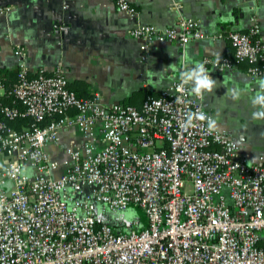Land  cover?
Segmentation results:
<instances>
[{
    "label": "built area",
    "instance_id": "built-area-1",
    "mask_svg": "<svg viewBox=\"0 0 264 264\" xmlns=\"http://www.w3.org/2000/svg\"><path fill=\"white\" fill-rule=\"evenodd\" d=\"M115 4L136 17L130 0ZM197 26L185 17L164 28L135 19L130 34L143 51L157 40L184 53L204 37ZM227 38L233 58L200 64L210 72L244 63L250 78L264 77V44L242 31ZM13 53L21 60L7 94L17 103L0 97V264H264V161L241 156L206 119L194 115L185 127L189 114H212L181 79L184 62L176 80L136 107L79 97L61 65L32 69L21 46ZM22 119L21 129L9 125ZM72 127L80 144L52 157L46 148ZM129 206L142 209L141 228L100 220Z\"/></svg>",
    "mask_w": 264,
    "mask_h": 264
},
{
    "label": "crops",
    "instance_id": "crops-1",
    "mask_svg": "<svg viewBox=\"0 0 264 264\" xmlns=\"http://www.w3.org/2000/svg\"><path fill=\"white\" fill-rule=\"evenodd\" d=\"M130 2L137 10L135 18L120 11L115 0H0V74L13 80L21 60L13 51L19 45L32 69L43 66L52 72L61 65L69 85L80 93L99 95L103 105L130 101L140 107L147 96H156L179 77L183 62L188 70L203 57L233 58L230 31L255 30L264 44V0ZM175 2L179 8L172 6ZM182 17L196 20L204 36L191 40L184 53L174 41L157 40L143 51L141 41L130 34L135 19L164 28L175 26ZM209 75L217 83L212 91L202 92L201 101L215 119V128L239 143L241 156L257 162L254 153L264 154V119H253L259 108L252 105V98L260 92L264 77L250 78L244 63ZM232 89L240 90L238 99L232 98ZM248 117L251 133L246 123L230 120ZM60 135L59 147H47L52 157H63L66 146L81 142L74 127Z\"/></svg>",
    "mask_w": 264,
    "mask_h": 264
},
{
    "label": "clouds",
    "instance_id": "clouds-1",
    "mask_svg": "<svg viewBox=\"0 0 264 264\" xmlns=\"http://www.w3.org/2000/svg\"><path fill=\"white\" fill-rule=\"evenodd\" d=\"M181 79L185 83H191L192 91L199 95L203 91H212L216 86L217 81L213 80L212 77L209 75V72L204 67L203 64H197L194 67L188 69L187 71L181 74ZM260 92L252 98V105L254 107L259 108V110L254 111L252 113L253 119H264V80L259 82ZM231 96L233 99H238L240 96L239 89H232ZM199 120H207L208 127L210 129H214L216 127V121L212 117H207L204 113H197V114H189L187 117V121L185 127L191 126L193 118ZM134 211L130 210L127 214L128 217L134 216Z\"/></svg>",
    "mask_w": 264,
    "mask_h": 264
},
{
    "label": "rangeland",
    "instance_id": "rangeland-1",
    "mask_svg": "<svg viewBox=\"0 0 264 264\" xmlns=\"http://www.w3.org/2000/svg\"><path fill=\"white\" fill-rule=\"evenodd\" d=\"M230 120L233 123L236 122H242V123H246V125L250 126L248 127L249 132L251 133L253 130V126L250 124L252 122L251 117H248V119H242V120H236V119H231ZM243 128V126H242ZM76 138V137H75ZM253 139H255L256 137H252ZM235 143L238 144L239 146V151H240V145L237 141L234 140ZM255 145V144H253ZM47 150V148H46ZM256 158L255 160H259L262 159L264 161V154H262L261 152L256 151ZM250 160V159H249ZM254 161V160H251ZM132 210L134 211V216L128 217L127 214L129 213V211ZM142 209L135 207V206H129L128 208L124 209V210H119V211H105L103 213V216L100 217V220L102 222H106L108 224H110L111 226H114V228H116L117 230H127L128 227L130 226L132 221H137L138 226L137 228L142 227V225L144 224V221L142 220ZM129 223V224H127ZM133 228V227H132Z\"/></svg>",
    "mask_w": 264,
    "mask_h": 264
},
{
    "label": "trees",
    "instance_id": "trees-1",
    "mask_svg": "<svg viewBox=\"0 0 264 264\" xmlns=\"http://www.w3.org/2000/svg\"><path fill=\"white\" fill-rule=\"evenodd\" d=\"M245 33H248L251 36V38H252L253 41H258L257 38H256V35L253 34V33H251V31H245ZM15 80H16V74L14 75V78L11 81H9L7 79H4L3 75L0 76V81L4 85V88H5V93L0 96L1 97V101L4 104L14 105V104L17 103L16 99L12 95H8L7 94L8 89L12 86V84L15 82ZM78 83H82V81H79ZM70 88L79 97H90L88 95H84V94L80 93L81 90L78 87L76 88V87H73V86L71 87L70 86ZM123 103L130 104V101H124ZM27 124H28V120L27 119H22V120H17V121H14V122H9V125L12 126V127H14V128H16V129H21V128L27 126ZM142 220L145 221L144 213H143V216H142Z\"/></svg>",
    "mask_w": 264,
    "mask_h": 264
},
{
    "label": "water",
    "instance_id": "water-1",
    "mask_svg": "<svg viewBox=\"0 0 264 264\" xmlns=\"http://www.w3.org/2000/svg\"><path fill=\"white\" fill-rule=\"evenodd\" d=\"M127 224H129V223H127Z\"/></svg>",
    "mask_w": 264,
    "mask_h": 264
}]
</instances>
